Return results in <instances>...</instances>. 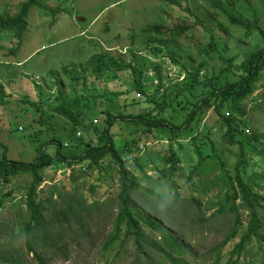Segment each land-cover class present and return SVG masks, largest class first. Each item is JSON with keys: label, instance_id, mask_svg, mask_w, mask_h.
Returning <instances> with one entry per match:
<instances>
[{"label": "rangeland", "instance_id": "obj_1", "mask_svg": "<svg viewBox=\"0 0 264 264\" xmlns=\"http://www.w3.org/2000/svg\"><path fill=\"white\" fill-rule=\"evenodd\" d=\"M25 1L0 0V17L16 14ZM41 1L57 8V13L33 7L29 13L28 27L21 37L16 38L10 33L0 37V155L6 148L11 159L34 161L40 142L52 136L61 137L64 141L66 147L62 152L65 155H78L83 150L77 145L82 144L79 141L98 142L97 130L107 124L105 112L109 111L118 118L120 115L128 116L125 121L117 119L110 130L117 149L126 157L128 169L132 170L141 186L138 192H131L133 201H142L148 211L165 220L173 236L186 240L190 248L187 256L190 264H207L216 253L213 247L230 233L235 219L229 211L226 216L218 214L221 207L219 200L226 196V188L218 183L209 188L210 184H214L213 179L221 175V169L218 160L208 155L213 145L228 166L237 161V145H227L226 141H222L221 119L213 109L201 117L198 127L194 124V128L175 140H172L169 131L156 129L151 134H145L146 126L135 122L131 116L148 110H155L156 113V104L148 100V95L157 93L159 89V101L163 95L173 100L178 92H183L185 82L190 79L187 72L192 73L196 67H200L198 87H202L204 93L210 92L212 87L206 85L208 73L217 75L225 68L221 71V77L223 75L225 78V74L231 76L229 64L223 59L235 55V63H242L257 42L256 34L247 37L244 28L234 27L224 19V23L230 27L229 35L223 38L233 37L232 42L221 54L212 50L207 45L209 34L202 26L195 25L196 16L209 24V12L204 11L209 4L205 0ZM188 9L197 15L194 17ZM163 32L164 39L161 38ZM167 36H172V40ZM216 36L221 39L220 33ZM160 42L162 51L156 47ZM105 51L122 57L143 73L145 93L140 94L135 90L132 69L117 72L105 70L104 77H96L90 71L86 80H89V88L94 82L96 96L89 94L87 127L76 129L77 141H74L68 133L73 126L72 121L53 111L56 95L59 90L70 94L71 86L81 90L84 87L82 78L77 79L73 75L85 74L87 71L83 68L89 59ZM159 78L164 86L162 88H159ZM187 96L191 101L196 100L189 94ZM3 99L5 102L1 103ZM245 105L247 131H256L264 138V80L258 83ZM165 109L163 116L172 115L179 119L170 107ZM250 142L257 144L255 139H250ZM196 145L203 148L207 160H199ZM127 147L131 152L126 154ZM259 148L261 144L257 147L250 145L248 151H251L249 155L255 163L253 170L262 174L264 157L263 153H259ZM172 149L177 152L180 162L174 173L166 177L164 173L170 169V165L165 162V156ZM50 151L53 152V149L50 148ZM104 161L105 167L93 165L87 171L86 162L71 166L55 162L43 169L40 196L48 198L52 191H60L59 195H53L58 202L55 204L56 216L64 217L62 210L65 212L71 200L73 203H69L71 211L66 212L69 226L57 230V224L61 223L49 221L47 231L52 238L32 242L30 249L34 252L30 251L24 236V225L28 223L30 215L27 211L26 187L32 180L31 173L13 177L6 189L0 187V246L7 248L9 253L15 250L24 255V264H40L35 252L41 254L45 264H146L147 259L141 258L142 263L137 261L136 245L131 237L124 236V229L117 242L105 244L116 232L121 190L119 180L122 175L119 165L109 166V158ZM200 164L205 171L193 174L192 169ZM260 181L263 183L264 179ZM173 184H178V188ZM92 186L94 189H91ZM146 187L161 194V197L150 195ZM6 192L12 194L7 196ZM194 198H198L200 203L195 202ZM82 199L84 204L80 205ZM240 200L238 197L235 203L243 222H246L249 207L240 205ZM228 201H223V204L230 206L231 201ZM228 215L229 218H226ZM44 225V222L38 223L41 231H44ZM16 226H21V229ZM246 226L244 223L237 236L225 245L218 264H232L230 251L241 240ZM143 228L147 234L146 241L159 247L145 244L143 252L152 253L153 260L157 258L158 263L171 264L164 257L166 249H161L165 246L160 234L148 226ZM52 240L58 245L62 243L63 251L56 246L48 247ZM250 246L252 263L261 264L264 252L259 249L256 239L251 240ZM249 261L245 258L243 264Z\"/></svg>", "mask_w": 264, "mask_h": 264}, {"label": "trees", "instance_id": "obj_2", "mask_svg": "<svg viewBox=\"0 0 264 264\" xmlns=\"http://www.w3.org/2000/svg\"><path fill=\"white\" fill-rule=\"evenodd\" d=\"M208 7L204 10L208 14V23L200 16L190 9L189 12L195 17V25L202 26L206 33L209 34V41L207 42L208 47L212 50L222 53L227 50V47L231 44L232 38L229 37L224 39V36L229 35V25L224 23V19H227L230 25L234 27H242L245 29V35L250 37L254 34L257 36V42L250 52L244 57V60L240 64H236V56H231L223 59L224 62L228 63L229 73L225 74L223 78L222 68L220 72L215 75V73H208V83L212 90L210 92L204 93L202 87H198L199 80V68L193 69L192 73L187 75L190 78L185 82L183 92H178L175 98L171 100L170 96L162 97L159 101L157 98V93L148 95V100L156 104L157 112L155 110H148L146 113H140L138 115H132L135 118V122L145 125L146 130L143 131L145 134H151L156 129L161 131H169L172 135V140L177 139L179 136L183 135L190 128H194V124L198 127L201 122V117H203L209 109H213L216 114L220 116L221 119V130L223 131L221 139L227 145L236 144L238 147L237 161L233 164L226 166V161L217 152V149L211 147L212 152L208 155L210 158L217 159L220 164L221 175L214 180L212 185L223 184L226 188V196L219 200L221 204L218 214L221 216H226L229 211L231 215H234V225L232 230L227 236H225L219 244L213 247L216 250L214 256L209 258L207 264H218L219 259L222 258L223 249L225 245L235 238L244 223L247 224L246 231L241 237V240L234 244V247L230 251V261L232 264H243L244 259H249L248 264H254L253 254L251 251L252 246H250L251 240L254 238L258 243V247L264 252V182L260 180L264 179V169H262V174L257 173L253 170L255 163H253L251 156L249 155L248 147L252 145L257 147L261 144L259 148V153H263L264 157V138L262 135L257 134L256 131H247L248 120L247 115V105L246 101H249L250 96L255 92L257 85L260 81L264 80V0H205ZM240 1L241 3H238ZM181 3V1H180ZM33 7H39L51 11L53 14L57 13V8L49 7L46 3L41 0H26L21 4L20 11L14 15H6L0 17V37L2 34L10 33V35L16 36V38L21 37L28 27V17L30 10ZM209 9V10H208ZM159 33L158 31H156ZM151 33V32H148ZM154 33V32H152ZM151 33V34H152ZM217 33H220V38H217ZM164 32L161 34V38L164 36ZM173 36V35H172ZM167 36V39L172 40ZM149 41L147 40L146 44ZM148 45V44H147ZM220 46L222 49H220ZM19 47V46H17ZM158 50H163V45L160 42L156 46ZM86 65L88 68H86ZM83 75H73L74 78H82L84 87L81 90H76L71 86L70 94H65L62 90H59L56 95V102L53 104V111L60 115L69 118L73 126L69 128V137L76 140L78 127H87L88 120L86 116V108L89 107V94L96 96L97 91L94 82H91V87L89 88L88 81L86 80L88 73L91 71L92 75L96 77H104L105 70L107 71H125L132 69L134 71L135 80L134 87L138 93L144 94L145 87L142 82L143 73L138 70L132 63H127L122 57L116 56L115 54L105 51L101 54H97L89 59L86 63ZM223 78V79H222ZM159 88L164 87L161 78H159ZM186 91V92H184ZM195 97V101H191L188 94ZM199 96L201 98H199ZM5 100H1V103ZM174 102L176 104H174ZM168 107L172 109L173 113H176L179 119H175L172 115L166 117L162 115ZM165 109V110H164ZM107 115V124L103 129L97 130L98 142L95 144L93 140L83 142L82 144H77L79 147H83L82 153L74 156H67L62 152L65 146L64 141L61 137L52 136L50 139H46L40 142L38 148V155L36 160L31 162H26L22 160L11 159L4 148V151L0 155V187L7 188L8 184L11 183L13 177L23 173H31L32 180L27 185V211L30 213L27 222L24 225L26 237V243L29 249L32 246V242L39 239L46 241L51 239L52 235L47 231V225L49 221L53 220L57 223V230L62 227H68V219L66 217V212L71 211L69 203H73L72 200L68 203L66 210H62L64 217L56 216L55 204L58 203L57 200L53 199V195L56 193L60 194V191H52L48 198H43L40 196V189L43 182L42 171L46 167L54 164L55 162H63L68 165L75 163L86 162L87 167L85 170L89 169L93 165H97L100 168L105 167V159L109 158V166L119 165L120 173L122 175L119 180L120 184V194H119V213L116 221V232L111 236L110 239L105 241V244H112L114 241L120 238V234L124 229V236L126 238H132L134 244L136 245V259L139 263L141 258L147 259L146 264H165L152 258V253L143 252V247L150 245L159 249L158 245L154 243H149L146 241L147 234L143 226H148L151 230L157 231L160 234L161 242L166 249L164 252V257L168 258L171 264H190L188 261V255L190 248L186 244V240H181L178 236H173L167 226L165 220L153 215L146 206H143L142 201L135 202L132 199L131 192L136 193L140 189V184L137 181V177L134 175L132 170L128 169L126 157H124L120 151L117 149L113 139V133L110 128L116 123L115 121H125L128 116L120 115V118L113 116L111 112H105ZM117 121V122H118ZM144 122V123H142ZM208 137V136H206ZM81 139V138H80ZM195 139V138H194ZM250 139H255L257 144H251ZM85 143V150H84ZM76 146V144L74 145ZM171 146V145H170ZM6 147V146H5ZM45 147V148H44ZM53 149V152L50 151ZM126 154L131 152L129 147L126 148ZM64 150V149H63ZM199 155V160L205 161L206 156H204L203 148L196 145L195 150ZM211 160V159H209ZM165 162L169 164L170 169L166 170L164 175L171 176L177 165L180 162V158L173 149L168 155L165 156ZM211 164H209L210 166ZM200 164L198 168L192 169L193 174H199L205 171L204 166ZM82 171V170H81ZM168 173V174H167ZM260 179V180H257ZM3 183V184H1ZM178 188V184H173ZM191 186V184H190ZM91 189H94L92 186ZM146 191L155 197H161V194L156 193L153 189L146 187ZM7 196L11 195V192L5 193ZM177 198L180 196L176 195ZM241 198L240 205L249 207V218L246 222H243L241 214L239 213L238 207L236 206L237 198ZM195 202L200 203L198 198H194ZM231 201V205L223 204V201ZM4 198H2L1 203H3ZM83 199L80 205H83ZM228 201V202H229ZM149 200L146 199V203ZM223 204V205H222ZM64 208V207H63ZM62 208V209H63ZM234 212V214H233ZM72 215V214H71ZM229 218V215L226 217ZM1 222V221H0ZM39 222H44L43 230L38 226ZM36 223V224H35ZM143 225V226H142ZM21 229V226H16ZM13 236V235H12ZM115 242V243H116ZM45 245L47 244L44 243ZM125 244V240H123ZM44 245V246H45ZM62 243L57 244L55 240H52L48 247L56 246L58 250H62ZM47 247V245H46ZM37 248V245H36ZM108 248V247H105ZM7 248L0 246V264H24L26 259L24 255L18 252L12 251L9 253ZM38 249V248H37ZM248 250V251H246ZM30 251H33L30 249ZM10 254V256L8 255ZM236 256V257H235ZM35 258L39 260L40 264H45L41 260V254L35 252ZM214 261L211 262V259ZM252 260V261H251ZM261 264H264V257L260 260ZM28 264V263H27Z\"/></svg>", "mask_w": 264, "mask_h": 264}]
</instances>
